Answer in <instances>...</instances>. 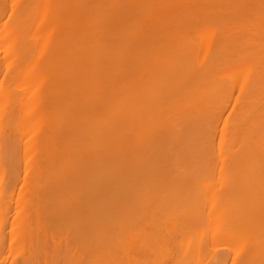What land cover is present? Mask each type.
<instances>
[{
    "label": "bare ground",
    "instance_id": "6f19581e",
    "mask_svg": "<svg viewBox=\"0 0 264 264\" xmlns=\"http://www.w3.org/2000/svg\"><path fill=\"white\" fill-rule=\"evenodd\" d=\"M1 70L0 264H264V0H0Z\"/></svg>",
    "mask_w": 264,
    "mask_h": 264
},
{
    "label": "rangeland",
    "instance_id": "374dc122",
    "mask_svg": "<svg viewBox=\"0 0 264 264\" xmlns=\"http://www.w3.org/2000/svg\"><path fill=\"white\" fill-rule=\"evenodd\" d=\"M2 71H3V70H1V72H0V73H1V75H0V79H2V78H1L2 74L4 75V73H3L4 71H3V72H2ZM3 78H4V77H3ZM229 113H230V111H229ZM229 113L226 112V114L224 115V119L228 117ZM19 188H21V184H20L19 186H17V188H16V193L20 191ZM8 253L10 254L11 252H8V251H7V254H8ZM7 254H6L5 257H7ZM9 256H10V257H9ZM8 257H9V260H11L12 258H14V257H13V254H12V255H8ZM8 257H7V259H8ZM14 259H15V258H14ZM12 260H13V259H12Z\"/></svg>",
    "mask_w": 264,
    "mask_h": 264
}]
</instances>
